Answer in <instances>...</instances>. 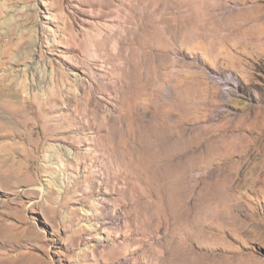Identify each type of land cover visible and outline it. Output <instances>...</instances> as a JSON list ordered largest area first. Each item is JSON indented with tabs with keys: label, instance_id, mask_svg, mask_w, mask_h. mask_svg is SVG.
I'll return each instance as SVG.
<instances>
[{
	"label": "rangeland",
	"instance_id": "obj_1",
	"mask_svg": "<svg viewBox=\"0 0 264 264\" xmlns=\"http://www.w3.org/2000/svg\"><path fill=\"white\" fill-rule=\"evenodd\" d=\"M2 76L0 264H264V0H0Z\"/></svg>",
	"mask_w": 264,
	"mask_h": 264
},
{
	"label": "bare ground",
	"instance_id": "obj_2",
	"mask_svg": "<svg viewBox=\"0 0 264 264\" xmlns=\"http://www.w3.org/2000/svg\"><path fill=\"white\" fill-rule=\"evenodd\" d=\"M54 73V72H53ZM59 74V73H58ZM58 76V75H57ZM59 76H61V75H59ZM60 79H61V77H60ZM77 79V78H76ZM63 80V79H62ZM70 81V80H69ZM43 82V79H41V78H38L37 79V81H36V83H37V88H43V87H41V83ZM52 83V82H51ZM53 83H55V87L57 88L56 89V92L59 90V88L61 87V85H60V83H61V81H59V80H54V82ZM64 83V82H63ZM79 83V82H78ZM19 84V83H18ZM67 84V83H66ZM73 84V83H72ZM24 86V85H23ZM52 86L53 85H51V88H52ZM73 86H74V84H73ZM84 86V85H83ZM97 86V85H96ZM99 87V86H98ZM13 88L15 89V90H13ZM18 88L20 89L21 88V86H18V87H14V84L12 83V81H6V79H5V77H1L0 78V104H2L3 102H4V100L6 99V97L8 96V95H10V94H13V93H15L17 90H18ZM54 88V87H53ZM84 88H85V86H84ZM22 89V88H21ZM107 89V88H106ZM12 90H13V93H12ZM15 91V92H14ZM22 91V90H21ZM85 94V93H84ZM55 95V94H54ZM85 96V95H84ZM82 98H85V97H82ZM53 99V98H52ZM78 100V99H77ZM45 102H47V101H45ZM96 102H94V104H95ZM80 105V104H79ZM84 105V104H83ZM81 106H82V104H81ZM94 106V105H93ZM89 106L87 105L86 106V108H88ZM79 108H81V107H79ZM89 109V108H88ZM86 110V109H85ZM103 110V109H102ZM102 110H101V113H103L102 112ZM96 111H98V110H96ZM99 112V111H98ZM85 113V112H84ZM100 114V113H99ZM119 117H121V115L119 114L118 115V120L119 121H121V118H119ZM104 118V117H103ZM2 119H4V118H2ZM8 119H10V118H8ZM102 119V118H101ZM11 120V119H10ZM10 120H8V121H10ZM99 120V119H98ZM108 120V119H107ZM103 122H105V120H102ZM113 122H115V123H118V122H116V121H114L113 120ZM112 122V123H113ZM169 122V121H168ZM109 124H110V121H109ZM138 126L140 127V129H142L143 130V127L144 128H151L154 132H155V134H156V136H155V140H154V142L152 143V145L150 146V149H153V148H155V151H157V152H159V150H158V148L159 149H161V147H163V149H165V150H169V149H171L173 146H174V143L172 142V140H171V138H170V136H169V134L166 132V128L167 127H165L164 125H162V124H160V123H158V124H152V125H143V123L141 122V120L139 121L138 120ZM117 132H119V134L118 135H121V136H123V135H125L124 134V132H125V130L124 129H119ZM44 134V133H43ZM59 149V148H58ZM164 160L166 161V162H168V164H171V163H175L176 162V164L175 165H177V162L179 161V160H177V157L174 155V154H171L170 152H167V153H165L164 154ZM169 166H171V165H169ZM178 169H180L181 171H183L184 170V172L186 171L187 172V170H189V168L188 167H183V166H181L180 168H178ZM185 178V176L184 177H182L181 179H184ZM182 185H180V187H181ZM183 187V186H182ZM177 199H178V197L176 198V205L178 206L179 204L177 203ZM181 201H182V199L180 200V203H181ZM157 220H158V222L159 223H162L164 226H167V225H174V224H176V222L175 223H173V220L171 219V218H169L168 216H164V217H161V219H159V218H157ZM173 227V226H172ZM179 228V225L178 226H174L173 227V230H177ZM8 231H9V229L8 230H6V231H4L1 235H5V234H7L8 233ZM182 247H184L183 245H182V243H179V242H177L176 244H174L173 245V251H177V249L178 248H182ZM169 256H170V252L169 253H167ZM170 258V257H169ZM169 261V260H168Z\"/></svg>",
	"mask_w": 264,
	"mask_h": 264
}]
</instances>
